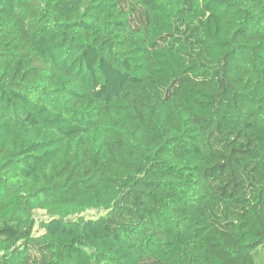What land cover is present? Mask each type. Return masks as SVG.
I'll use <instances>...</instances> for the list:
<instances>
[{"label":"trees","instance_id":"1","mask_svg":"<svg viewBox=\"0 0 264 264\" xmlns=\"http://www.w3.org/2000/svg\"><path fill=\"white\" fill-rule=\"evenodd\" d=\"M0 264H264V0H0Z\"/></svg>","mask_w":264,"mask_h":264},{"label":"rangeland","instance_id":"2","mask_svg":"<svg viewBox=\"0 0 264 264\" xmlns=\"http://www.w3.org/2000/svg\"><path fill=\"white\" fill-rule=\"evenodd\" d=\"M90 213H93L92 211L90 212ZM38 216H40L41 215V213L40 212H38V214H37Z\"/></svg>","mask_w":264,"mask_h":264}]
</instances>
